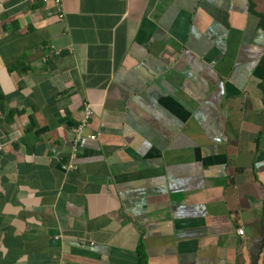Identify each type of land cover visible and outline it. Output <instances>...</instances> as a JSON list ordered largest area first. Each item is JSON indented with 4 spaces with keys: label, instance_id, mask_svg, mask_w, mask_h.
I'll return each instance as SVG.
<instances>
[{
    "label": "crops",
    "instance_id": "crops-1",
    "mask_svg": "<svg viewBox=\"0 0 264 264\" xmlns=\"http://www.w3.org/2000/svg\"><path fill=\"white\" fill-rule=\"evenodd\" d=\"M62 10L0 0V264H264V0Z\"/></svg>",
    "mask_w": 264,
    "mask_h": 264
},
{
    "label": "built area",
    "instance_id": "built-area-1",
    "mask_svg": "<svg viewBox=\"0 0 264 264\" xmlns=\"http://www.w3.org/2000/svg\"><path fill=\"white\" fill-rule=\"evenodd\" d=\"M30 2L34 1H41V2H46L47 0H27ZM53 3V14H55L58 18L62 19L63 18V10H62V0H51ZM92 115V110H91V105L86 103L84 104L83 107V116L79 123L71 128V133H72V153H71V159H74L75 157V151L77 150L78 144L83 138V129L86 126L89 118ZM89 139L94 140L96 138L95 134H90L88 136ZM76 164H74L71 160L65 164H62V168L65 171H71L76 169ZM238 233L242 235L243 231L241 229L238 230Z\"/></svg>",
    "mask_w": 264,
    "mask_h": 264
}]
</instances>
